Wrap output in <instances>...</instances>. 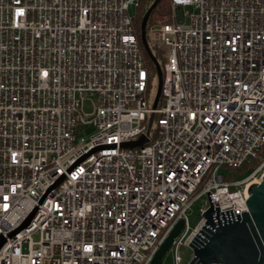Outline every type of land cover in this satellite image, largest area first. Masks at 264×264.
<instances>
[{
    "label": "built area",
    "instance_id": "built-area-1",
    "mask_svg": "<svg viewBox=\"0 0 264 264\" xmlns=\"http://www.w3.org/2000/svg\"><path fill=\"white\" fill-rule=\"evenodd\" d=\"M138 5L0 0V264H149L180 220L172 262L185 248L202 264L193 247L247 211L264 162L240 180L220 169L264 149V0H171L170 21L147 30L166 51L155 108ZM151 117L148 142L124 147Z\"/></svg>",
    "mask_w": 264,
    "mask_h": 264
},
{
    "label": "water",
    "instance_id": "water-1",
    "mask_svg": "<svg viewBox=\"0 0 264 264\" xmlns=\"http://www.w3.org/2000/svg\"><path fill=\"white\" fill-rule=\"evenodd\" d=\"M159 2L160 0H155L146 12L140 32L141 43L152 60L158 76L157 92L153 103L154 108L158 106L161 99L163 70L152 53L147 38V24L150 14ZM152 120L153 117L150 118L149 129L144 136L136 141L125 143L124 147L142 146L148 142ZM246 206L247 211L243 213L238 221L230 225L219 226L215 232L211 233L209 240L202 247H193L196 260H200L202 264H264V172L259 183H252L249 186ZM212 211L211 206L205 214L208 223L211 225H213ZM35 214L34 212L14 234L28 226ZM183 227L184 220L176 223L154 253L149 264H163L164 257L170 251L174 240L180 235ZM205 230L208 229L204 227L200 235H205Z\"/></svg>",
    "mask_w": 264,
    "mask_h": 264
},
{
    "label": "trees",
    "instance_id": "trees-1",
    "mask_svg": "<svg viewBox=\"0 0 264 264\" xmlns=\"http://www.w3.org/2000/svg\"><path fill=\"white\" fill-rule=\"evenodd\" d=\"M155 0H139V5L136 8V15L134 17V30L135 35L138 39V43L141 49V52L144 56V60L146 63V67L148 70V88L156 87V84L154 85V82L158 80V76L156 73L155 66L150 59V57L147 55L140 38V32H141V24L143 21V18L148 11V9L151 7V5L154 3ZM170 9H171V0H160L158 5L154 8L152 13L149 16L148 24H147V30H149L153 25L155 24H163L170 21ZM149 44L152 50V53L158 60L159 64L161 65L162 69L165 65V49L161 48L160 46L152 43L149 39ZM264 162V149L260 155V157L253 159L250 163L244 164L243 166L235 169L229 170V173H227V179L228 180H240L248 175L252 174L257 168Z\"/></svg>",
    "mask_w": 264,
    "mask_h": 264
},
{
    "label": "rangeland",
    "instance_id": "rangeland-1",
    "mask_svg": "<svg viewBox=\"0 0 264 264\" xmlns=\"http://www.w3.org/2000/svg\"><path fill=\"white\" fill-rule=\"evenodd\" d=\"M136 10L134 7H131L130 10H129V13L131 16L135 17L136 15ZM161 24H155L153 26L155 27H159ZM152 37V35H151ZM166 54V52H165ZM156 84V87H151L150 89L148 88V91L145 95L146 99H147V103L150 107H153V103H154V98H155V95H156V92H157V84H158V80L157 82L155 81L154 82V85ZM95 98L92 97V96H87L85 97V100H84V103H83V109L85 112H89L92 110L93 108V102H94ZM162 102H163V99L161 98L160 99V102H159V107L162 106ZM156 132H157V122H156V119L154 120L153 122V125H152V131H151V138L153 139L156 135ZM229 170L231 169H227V168H224L222 167L220 169V172L221 173H224L227 175V173H229ZM264 172V167L263 169L259 172L258 174V178L260 179L261 175L263 174ZM198 194H196L195 196H197ZM194 196V197H195ZM208 198L207 196H200L198 199H196L191 207L187 210V217H188V221H189V225L191 228H194L199 220L201 219V209L207 207L209 205L208 203ZM193 255V252L191 250H187L184 248L183 250V254H182V257L184 259V264L190 259V257ZM163 264H173L172 262V254L171 252L169 251L166 256L164 257V260H163Z\"/></svg>",
    "mask_w": 264,
    "mask_h": 264
},
{
    "label": "bare ground",
    "instance_id": "bare-ground-1",
    "mask_svg": "<svg viewBox=\"0 0 264 264\" xmlns=\"http://www.w3.org/2000/svg\"><path fill=\"white\" fill-rule=\"evenodd\" d=\"M260 181H261V177H260V179L256 178V180H254L253 183H259Z\"/></svg>",
    "mask_w": 264,
    "mask_h": 264
}]
</instances>
